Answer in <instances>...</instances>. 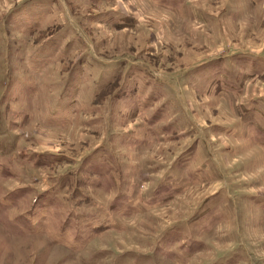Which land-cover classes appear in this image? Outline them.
<instances>
[{
  "label": "rangeland",
  "instance_id": "1",
  "mask_svg": "<svg viewBox=\"0 0 264 264\" xmlns=\"http://www.w3.org/2000/svg\"><path fill=\"white\" fill-rule=\"evenodd\" d=\"M0 264H264V0H0Z\"/></svg>",
  "mask_w": 264,
  "mask_h": 264
}]
</instances>
